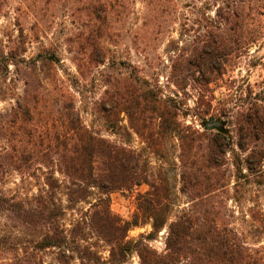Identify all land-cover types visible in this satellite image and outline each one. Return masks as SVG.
<instances>
[{"label": "trees", "instance_id": "trees-1", "mask_svg": "<svg viewBox=\"0 0 264 264\" xmlns=\"http://www.w3.org/2000/svg\"><path fill=\"white\" fill-rule=\"evenodd\" d=\"M14 1L19 13L32 7L27 0ZM77 1L90 30L80 34L79 51L71 46L68 51L81 75L90 67L108 66L110 14L116 10L115 3L124 9L126 2ZM133 2H139L145 13L160 6L168 14H178L175 0ZM185 8L177 17L180 24L229 25V31L235 32L263 15L264 0H188ZM215 28L220 32V27ZM221 39L210 35L200 50L177 61L185 70L200 72L199 78L190 79L204 92L211 82L208 75L220 68L222 58L232 51L239 53L224 50L227 45ZM23 52L19 47L0 48V102L13 100L9 108L0 110V177L14 173L22 180H33L37 188L25 196L0 194V264H127L133 255L137 264H264V245L248 242L229 205L238 201L240 180L264 182V142L256 138L264 125L261 105L251 102L236 112L234 143L221 126L215 133H205L179 121L172 100H162L154 88L127 80L120 93L113 76L105 80L101 97L91 105L108 131H114L123 107L129 127L148 148L160 145L162 132L177 137L178 192L186 199L180 205L170 200L174 193L146 157L90 130L75 96L62 91L63 82L57 79L58 90L51 93L47 78L38 74L37 60H26ZM53 55L51 60L57 61ZM20 80L22 92L14 97L9 83ZM177 81L176 87H182L183 80ZM235 107L240 106L233 98L223 99L218 114L230 118ZM203 115H208L207 110ZM142 185L147 189L136 191ZM114 192L135 193L130 220L112 213L109 196ZM246 216L257 233H264V210L251 206L243 219ZM144 222L150 224V232L128 238L130 228ZM160 232L164 247L158 252L149 242Z\"/></svg>", "mask_w": 264, "mask_h": 264}, {"label": "rangeland", "instance_id": "rangeland-1", "mask_svg": "<svg viewBox=\"0 0 264 264\" xmlns=\"http://www.w3.org/2000/svg\"><path fill=\"white\" fill-rule=\"evenodd\" d=\"M122 2H126L124 9H120L115 3L116 10L110 14L111 28L107 37L108 66L90 67L81 75L75 68L72 54L68 51L69 46L73 51H79L80 34L90 30L83 15V7L77 0H27L26 5L30 4L32 7L22 13L16 11L17 4L14 0H0V48L7 51L8 47H19L24 49L26 60H37L38 74L47 78L51 93L58 90L60 84L57 79L63 82L62 91L75 96L76 107L85 125L97 135L108 138L122 148L135 150L142 158L146 157L155 174L159 172L160 176L162 173L166 185L174 193L170 200L182 205L186 199L178 192L179 147L175 134L160 133V145L150 149L129 127L123 107L118 111L113 133L108 131L105 122L92 110L91 103L101 97L106 88L105 80L110 75L114 77L120 93L123 92L127 80H133L138 85L154 88L162 100H172L179 121L205 133H215L221 126L223 133L235 143L238 138L234 121L236 112L246 109L251 102H256L264 108V13L262 16H256L250 25H241L237 31L231 32L229 25L215 26L191 22L180 24L177 17L186 9L185 3L188 0H175L178 10L176 16L168 14L160 6H157L155 11L145 13L139 2ZM209 16L212 17L213 12H210ZM215 27H220V32L216 31ZM214 34L221 35L220 42L227 45L224 50L236 49L239 53L232 51L222 58L220 68L208 75L211 82L207 85L208 91L204 92L190 79V76L199 78L200 72L185 70L177 61L185 60L196 50H200L208 41V37ZM52 55L57 61L51 60ZM9 70V76L13 77L12 65ZM176 78L179 79L178 83L183 80L182 87H176ZM8 88H12L15 97L21 94L23 83L21 80L11 82ZM226 98H233V102L237 101L238 106L242 108L235 107L231 114L233 117L227 119L220 116L217 110L218 103ZM206 103L210 104L208 109L204 108ZM11 104L13 100L10 99L0 102V110L9 108ZM206 110L208 115L204 117ZM206 120L217 121L220 126L207 129L202 124V121ZM256 138L257 142H264V125L257 132ZM162 168H165L166 172ZM262 180L264 181V176ZM228 182L230 187L235 184L233 179ZM36 188L37 183L33 180H22L14 173L0 177L1 196H17L18 193L25 196L34 193ZM146 189L147 186L142 185L136 191L144 192ZM239 189L241 194L238 201L229 202L236 212V224L246 230L248 242L264 245V233H257L258 229L251 227L248 216L245 219L242 217L251 206L264 210V182L258 185L254 182L245 183L242 179ZM109 197L112 213L123 221L130 220L135 212V193L114 192ZM2 222L3 219L0 218V223ZM150 230V224L144 222L131 227L128 238H138L140 234L145 235ZM149 244L158 252L162 251L163 232L158 233ZM98 250L106 256L103 247ZM127 264H137V258L133 255Z\"/></svg>", "mask_w": 264, "mask_h": 264}, {"label": "water", "instance_id": "water-1", "mask_svg": "<svg viewBox=\"0 0 264 264\" xmlns=\"http://www.w3.org/2000/svg\"><path fill=\"white\" fill-rule=\"evenodd\" d=\"M218 126H220V123L219 122H217V121H214V122H212V121H208V122H206V124H205V128H212V127H218Z\"/></svg>", "mask_w": 264, "mask_h": 264}]
</instances>
